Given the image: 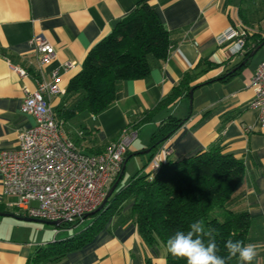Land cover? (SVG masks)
<instances>
[{"label":"crops","instance_id":"1","mask_svg":"<svg viewBox=\"0 0 264 264\" xmlns=\"http://www.w3.org/2000/svg\"><path fill=\"white\" fill-rule=\"evenodd\" d=\"M137 1L0 0V152L17 148L18 133L35 124L33 116L23 114L20 106L25 93L35 89L36 79L56 78L65 93L88 51L111 32L112 21L133 11ZM146 1L169 32L172 45L168 57L154 62L145 78L120 82L114 101L97 115L82 113L63 122L55 111L64 94L50 97L52 110L64 134L86 153L102 150L129 120L147 115L149 119L139 125L124 155V159L128 157L123 171L126 180L130 177L125 169L133 156L141 160L135 172L142 167L145 171L155 154L162 163L178 161L206 150L220 139L225 152L242 159L245 165L240 208L248 210L252 217L247 242L256 245L257 256L252 264H264V128L258 123L257 112L248 106L252 98L250 80L264 57L255 64L251 60L264 45L246 65L241 64L244 61L236 65L244 54L227 57L226 48L217 42L228 26L239 22L246 25L249 37L264 35V0ZM242 10L247 22L240 16ZM37 36L55 50L54 57L41 67L42 77L38 75L31 43ZM198 64L201 68L211 67L190 83L201 84L194 87L191 104L188 92L182 90L164 105L184 74ZM17 69L27 74L20 76ZM169 117L188 119L153 156L144 153L152 133ZM90 135L96 140H90L85 148L79 146V139L86 140ZM162 149L170 153L166 155ZM13 202L14 198L3 194L0 175V211L19 214L9 206ZM128 207L108 217L81 247L43 264H166L165 249L142 238L136 224L125 214ZM0 217V264H27L38 249L77 234L86 224L83 218L72 227L50 228L34 221Z\"/></svg>","mask_w":264,"mask_h":264},{"label":"trees","instance_id":"2","mask_svg":"<svg viewBox=\"0 0 264 264\" xmlns=\"http://www.w3.org/2000/svg\"><path fill=\"white\" fill-rule=\"evenodd\" d=\"M240 16L247 22L243 10ZM263 41L264 35L256 33L247 36L244 55L236 65L242 61L246 65L251 59V51ZM251 44L253 46L250 47ZM171 45L169 32L155 10L148 1L138 0L133 11L120 19L115 28L88 51L80 72L70 79L56 115L63 122L82 113L97 115L114 101L120 82L145 78L154 62L168 57ZM201 67L198 64L184 74L180 84L164 100V105L172 102L182 90L189 92L201 85L190 86L211 65ZM148 119L147 115H143L128 123L137 131L139 125ZM187 119L169 117L160 123L152 133L147 154L153 156ZM106 146L94 153L103 152ZM245 173L242 159L225 152V145L220 139L192 156L161 162L160 169L153 175L145 173L142 167L124 186L117 188L118 182L106 206L90 216V221L82 230L38 249L27 264L53 262L66 252L81 247L108 217L120 214L128 206L125 214L136 224L142 238L149 243L161 244L165 249L166 264H186L168 253L166 241L176 231H187L189 224L196 220L203 222L206 231L214 230L219 249L217 254L226 258V241L241 240L247 244L252 225L248 210L240 208V187ZM73 224L62 226L72 227ZM237 260L233 258L227 264H237Z\"/></svg>","mask_w":264,"mask_h":264},{"label":"built area","instance_id":"3","mask_svg":"<svg viewBox=\"0 0 264 264\" xmlns=\"http://www.w3.org/2000/svg\"><path fill=\"white\" fill-rule=\"evenodd\" d=\"M249 30L237 23L228 26L217 38L218 45L226 48L227 57L243 53ZM37 56L38 75L41 67L54 55V47L43 37L31 41ZM72 63H69L70 67ZM20 76L25 70L17 69ZM252 98L249 108L258 115L264 128V60L258 65L249 84ZM64 94L56 78L36 79L35 89L27 91L20 111L31 115L35 124L18 133V147L0 152V175L3 194L14 198L9 206L24 217L73 224L86 213L96 209L117 180L124 155L137 131L128 123L117 138L101 153L79 150L63 131L50 103L51 96ZM166 155L169 149H162ZM163 151V152H164ZM159 154L151 159L144 171L155 174L160 169Z\"/></svg>","mask_w":264,"mask_h":264},{"label":"clouds","instance_id":"4","mask_svg":"<svg viewBox=\"0 0 264 264\" xmlns=\"http://www.w3.org/2000/svg\"><path fill=\"white\" fill-rule=\"evenodd\" d=\"M213 231H206L201 220L193 221L187 231H176L167 239V251L186 264H227L233 258H237L239 264H252L257 256L256 245L228 239L224 245L228 253L225 258L217 254L219 249Z\"/></svg>","mask_w":264,"mask_h":264},{"label":"water","instance_id":"5","mask_svg":"<svg viewBox=\"0 0 264 264\" xmlns=\"http://www.w3.org/2000/svg\"><path fill=\"white\" fill-rule=\"evenodd\" d=\"M118 24V20H114L112 21L111 25L113 28H115V26ZM264 45V41L261 42L260 44H258V46L256 48H254L250 55L253 56L255 54V52L262 46ZM241 64H244V62H242ZM235 70V69H234ZM193 90L194 88L190 89L188 94H189V99H190V104H191V99H192V93H193ZM150 150L149 149H146L144 151V153H148ZM128 160V157L124 159L123 161V164H122V168H121V172L117 178V180L113 183V185L110 187L109 191L107 192L104 200L102 201V203L96 208L94 209L93 211L89 212V213H86L84 215L83 218H87V217H90V216H93L94 214H96L97 212L103 210V208L106 206L109 198L111 197V195L113 194V192L115 191L116 189V186L122 176V173L124 171V168H125V164ZM0 216H10V217H14V218H17V219H20V220H24V221H34V222H38V223H43V224H47V225H51V226H60L61 225V222L60 221H45V220H40V219H33V218H29V217H22V216H16L15 214H12V213H8V212H2L0 211Z\"/></svg>","mask_w":264,"mask_h":264},{"label":"rangeland","instance_id":"6","mask_svg":"<svg viewBox=\"0 0 264 264\" xmlns=\"http://www.w3.org/2000/svg\"><path fill=\"white\" fill-rule=\"evenodd\" d=\"M264 57V46H262L257 52L256 54L253 56L251 62L253 64H255L256 62H259L261 59H263ZM192 100H193V94H192ZM193 104V103H192ZM144 133V132H143ZM96 140V138H94L93 136H88L86 140L84 139H79V146H83L85 148V146L89 143L90 140ZM138 142V141H137ZM136 142V143H137ZM141 165V160L139 157L137 156H133L130 158L129 162H128V165L126 167V175L131 177L134 173H135V170L137 168H139V166ZM128 182V180L124 179V177L119 181V184H118V187L117 188H120L122 186H124L126 183ZM2 217H0L1 219ZM90 218L91 217H88L85 219L86 223H88L90 221ZM86 225V224H85ZM46 226V225H45ZM50 228L52 226H49ZM43 233V231H41ZM39 232V233H41Z\"/></svg>","mask_w":264,"mask_h":264}]
</instances>
